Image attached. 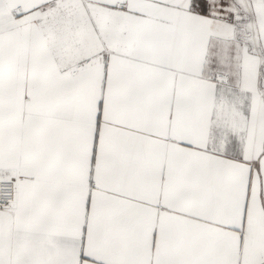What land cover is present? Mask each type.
<instances>
[{"label": "snow or ice", "instance_id": "snow-or-ice-1", "mask_svg": "<svg viewBox=\"0 0 264 264\" xmlns=\"http://www.w3.org/2000/svg\"><path fill=\"white\" fill-rule=\"evenodd\" d=\"M0 264H264V0H0Z\"/></svg>", "mask_w": 264, "mask_h": 264}]
</instances>
